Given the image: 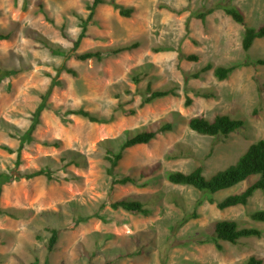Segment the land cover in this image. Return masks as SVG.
Returning <instances> with one entry per match:
<instances>
[{"label":"rangeland","instance_id":"374dc122","mask_svg":"<svg viewBox=\"0 0 264 264\" xmlns=\"http://www.w3.org/2000/svg\"><path fill=\"white\" fill-rule=\"evenodd\" d=\"M91 1L0 0V35L9 36L0 41V70L19 71L0 81V172H52V180L19 178L4 185L0 207L13 217L0 216V264H245L251 256L264 264V223L249 218L264 209L263 193L255 192L243 207H216L257 176L214 195L170 184L166 178L169 172L189 173L198 166L209 178L264 139V65L257 64L264 61V38L247 52L241 48L245 27L264 25V0H105L77 53L135 42L139 47L101 62H81L72 57L71 41ZM112 4L133 12L121 17ZM227 6L242 11L245 25L224 13ZM209 10L204 23L196 18ZM180 55H194L197 61ZM208 64L212 69L201 72ZM231 65L240 66L226 80L215 79V67ZM195 73L198 79H193ZM135 76L140 77L138 84ZM53 78L60 86L53 89L50 108L42 113L34 141L25 146L15 169L16 154L2 147H18L11 135L28 128ZM149 82L153 89L176 85L179 97L139 107ZM196 91L212 97H197ZM186 97L192 99L189 107H184ZM119 105L134 115L125 116ZM78 109L111 122L91 123L67 114ZM217 115L243 125L227 139L188 128L193 117L211 121ZM163 123H171L173 131L126 149L115 169L118 177H133L137 184L112 187L103 143L118 151L128 134L156 130ZM54 141L59 147L44 145ZM74 160L79 166L70 164ZM122 198L141 202L151 214L110 208ZM191 213L197 217L182 224ZM80 218L85 220L78 222ZM226 220L258 229L261 236L236 245L219 242V251L207 241L214 224ZM52 229L59 238L49 252Z\"/></svg>","mask_w":264,"mask_h":264},{"label":"trees","instance_id":"16d2710c","mask_svg":"<svg viewBox=\"0 0 264 264\" xmlns=\"http://www.w3.org/2000/svg\"><path fill=\"white\" fill-rule=\"evenodd\" d=\"M105 0H92L91 3L86 5V10L88 14L86 18H79V34L77 38L72 43L71 51L73 52L72 57L77 61H97L101 62L105 58H114L125 52H132L133 50L139 47V43L135 42L129 45H124L116 48H96L93 50H88L83 53H77V50L81 46L83 40L87 39V28L88 25L92 23L93 17L95 15L96 9L99 5L104 4ZM113 8L118 11L119 16L124 18H129L133 12V9H125L122 6L117 4H112ZM224 13L229 16L233 22L239 25H245V17L242 11L234 6H227L223 8ZM211 10L206 13H199L196 15L197 19H200L204 23L205 17L207 14H211ZM65 38L67 36L63 34ZM8 35H0V41L8 40ZM264 38V25L255 29L251 27H245L242 40L241 48L244 52H247L251 49L254 41L256 39ZM48 48V46L46 44ZM53 54H64L60 51H54L51 49ZM180 57L186 61H197V57L194 55H180ZM257 64L260 66L264 65V61L259 60ZM240 65H231L227 67L218 66L213 69V75L218 81L226 80L229 75L239 67ZM212 69L211 65H206L201 72H206ZM62 71L75 75V71L70 68L62 67ZM19 71L17 70H0V81L5 78L16 76ZM59 72V70H58ZM58 74V73H57ZM193 79H198L199 74L195 73L192 75ZM133 82L138 84L140 82V77L135 76ZM60 86L55 78H53L46 89V91L41 94L40 102L32 112L28 128L23 131H15L11 136L13 139H16L18 142V147L13 150L8 147H2L3 150L12 154H16V161L14 168L16 169L20 163V155L25 146L31 144L34 141V132L37 130L39 125H41V115L44 111L50 108L49 97L52 94V91L55 87ZM178 87L176 85H171L169 87H164L161 89H153L151 83H147L144 93L142 95L141 103L139 107H143L147 104L154 102L155 100L167 98V97H179ZM208 93H203L201 91H196L195 95L202 98H210L212 96L207 95ZM192 104V99L189 97L185 98L184 107H189ZM118 109L125 116H133V110H124L122 105L118 106ZM69 115H75L80 118L86 119L91 123L97 124H107L111 122L110 120L98 119L90 112L84 109L67 111ZM242 123L238 120L231 119L225 115H217L211 121L202 118V117H193L188 121V128L194 133L202 136H208L212 138H225L227 139L231 134L235 133L242 127ZM173 131V125L171 123H163L156 130H146L139 131L134 134H128L126 139L121 144L118 151H113L111 146L107 145V142L103 143L105 148L104 160L109 165L106 169L107 175L111 178V186H125V185H136L137 181L133 177L123 176L118 177L115 173L116 167L119 165L120 161L123 159L124 152L126 149L139 146V145H148L153 140L157 138L158 135L166 134ZM46 146L59 147V142L54 141L53 143H44ZM70 164H75L79 166V163L70 161ZM69 164V163H68ZM16 172V170H15ZM13 171L10 174L0 172V201L3 193V187L10 182L17 180L19 178H25L27 180L44 176L48 180H52V172L46 168L33 171L28 174L17 173L15 175ZM257 176L258 179L255 180L251 185H249L245 190L239 194L231 195L223 199L222 201L216 203L218 210H226L238 206H246L248 201L253 197L254 193L259 191L264 195V139L259 140L258 142L250 145L246 151L238 158L234 165L229 166L223 171H218L213 174L211 177L206 178L203 175V168L198 166L194 168L189 173L183 172H169L167 174V181L170 184L184 186L192 188L203 195H214L220 191L230 189L249 178ZM210 204L214 203L212 198L208 199ZM110 208L113 210H121L132 215H141L147 217L151 214V210L146 208L141 202L136 200H131L128 198L119 199L110 204ZM0 216L13 217V215L1 209L0 207ZM197 217L196 213H191L190 215L185 216L182 224L187 223L190 219H195ZM250 220L253 222L264 223V209L256 211L249 216ZM85 219H78V222L84 221ZM261 231L255 228L244 226L238 221L235 220H226L218 221L214 224L213 227V236L211 237L208 243L215 245L217 250L221 251L222 247L219 242H227L232 245H236L242 239L248 238H260ZM59 238V232L55 229L50 230V237L48 239L47 250L49 252L53 251L54 246L57 244ZM204 243V241L199 242V244ZM245 264H263L262 260L251 256L248 258Z\"/></svg>","mask_w":264,"mask_h":264}]
</instances>
